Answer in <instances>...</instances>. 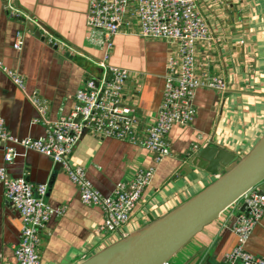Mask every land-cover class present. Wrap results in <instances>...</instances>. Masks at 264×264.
I'll list each match as a JSON object with an SVG mask.
<instances>
[{
	"label": "crops",
	"instance_id": "crops-1",
	"mask_svg": "<svg viewBox=\"0 0 264 264\" xmlns=\"http://www.w3.org/2000/svg\"><path fill=\"white\" fill-rule=\"evenodd\" d=\"M16 2L0 0V63L18 73L25 87L20 91L0 70V118L13 136L37 138L45 134V127L34 122L39 116L29 95L35 93L46 101L48 121L68 116L76 104L75 91L85 80L100 75L103 49L89 40L88 0ZM10 6L17 15L9 14ZM199 7L211 37L195 45L196 74L220 76L227 89L195 90V116L189 125L170 128L166 136L169 154L156 161L140 144L85 129L72 149V163L84 167L87 179L103 195H110L117 182L130 180L139 168L153 169L141 201L121 228L123 233L166 213L214 179L188 162L194 155L217 146L241 156L264 131V0H199ZM17 34L21 44L15 48ZM173 49L165 40L143 38L124 29L114 37L109 63L129 73L122 101L135 108L139 132L155 119L166 59ZM193 143L198 149L190 153ZM4 147L1 143L0 167L7 175L46 184L44 201L52 209L63 208L38 230L40 264H77L119 238L118 233L97 231L102 222L100 208L80 201L76 186L59 164L17 145L19 155L5 163ZM241 204L239 200L225 209L169 264H227L224 255L236 244L231 226L242 211ZM19 232V213L0 188V264H15L13 247ZM245 248L264 256V213ZM197 254L201 259L195 262Z\"/></svg>",
	"mask_w": 264,
	"mask_h": 264
},
{
	"label": "built area",
	"instance_id": "built-area-1",
	"mask_svg": "<svg viewBox=\"0 0 264 264\" xmlns=\"http://www.w3.org/2000/svg\"><path fill=\"white\" fill-rule=\"evenodd\" d=\"M8 12L11 16L17 15V10L11 6ZM85 22L89 27L90 42L103 49L98 64L100 75L83 82L75 91L73 110L68 116H61L55 121L45 119L46 101L35 93L29 95L39 116L34 122L44 125L45 134L37 138L15 137L0 118V144L5 143V163L19 155L14 147L17 145L59 164L76 186L80 201L100 208L102 222L97 231L122 236L126 233L121 228L128 224L132 211L141 201L153 176V169L139 168L130 180L117 182L110 195L101 194L87 179L84 167L71 161L72 149L81 132L85 129L93 134L140 144L155 155L156 161H160L169 154L166 136L170 128L173 125H189L195 116L192 103L195 90L206 88L223 92L227 85L220 76L199 77L196 74L195 45L211 37L199 0H88ZM121 29L174 45L173 53L166 59L161 100L155 119L145 126L143 132L138 131L139 118L135 108L122 101L129 73L127 69L109 63L114 37ZM20 44L21 37L17 34L13 46L18 48ZM0 70L20 91L24 90L23 78L18 73L1 63ZM197 149V144L193 143L189 152ZM0 188L20 216L19 239L13 247L15 264H40L38 230L53 214L60 215L63 208L52 209L44 201L46 184L9 177L3 167H0ZM240 200L244 208L231 226L236 244L225 253L224 260L227 264H264V256L255 255L245 248L253 227L264 213V193L254 188Z\"/></svg>",
	"mask_w": 264,
	"mask_h": 264
},
{
	"label": "water",
	"instance_id": "water-1",
	"mask_svg": "<svg viewBox=\"0 0 264 264\" xmlns=\"http://www.w3.org/2000/svg\"><path fill=\"white\" fill-rule=\"evenodd\" d=\"M188 162L214 175V179L166 213L120 236L77 264H165L247 191L256 188L264 193V131L241 156L212 146ZM195 258V262L199 261L201 254Z\"/></svg>",
	"mask_w": 264,
	"mask_h": 264
}]
</instances>
